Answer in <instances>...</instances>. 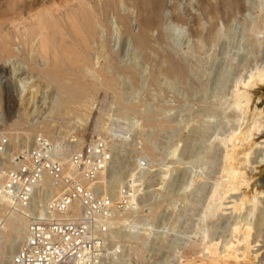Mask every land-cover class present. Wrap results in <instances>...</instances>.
I'll list each match as a JSON object with an SVG mask.
<instances>
[{
    "label": "rangeland",
    "instance_id": "374dc122",
    "mask_svg": "<svg viewBox=\"0 0 264 264\" xmlns=\"http://www.w3.org/2000/svg\"><path fill=\"white\" fill-rule=\"evenodd\" d=\"M48 2L0 0V21ZM120 11L131 31L110 15L88 54V73L63 66L89 88L68 108L56 84L28 69L18 38L0 35V48L11 40L19 54L9 58L0 51L6 131L19 142L61 135L70 147L91 136L110 144L114 164L97 181L118 193L120 185L139 184L131 197L135 216L150 219L151 230L164 225L156 240L141 231L131 241L122 226L140 222L118 218L113 239L126 249L127 264L162 257L166 264H227L215 262L205 244L217 242L222 251L250 224L251 252L264 251V0H165L162 23L148 32L150 46L136 41L142 30L137 10L121 4ZM169 58L184 69L171 72ZM100 70L114 78V89L101 85ZM22 81H28L25 90H35L23 98L16 87ZM135 193H144L141 202ZM10 205L6 210L0 203V219L14 213L29 220L27 210ZM20 244L17 231L8 238L0 233V264H9ZM152 245L164 252H151L148 260Z\"/></svg>",
    "mask_w": 264,
    "mask_h": 264
},
{
    "label": "built area",
    "instance_id": "2783aa9c",
    "mask_svg": "<svg viewBox=\"0 0 264 264\" xmlns=\"http://www.w3.org/2000/svg\"><path fill=\"white\" fill-rule=\"evenodd\" d=\"M113 164L110 144L100 137L84 138L76 147L61 135H38L30 143L22 136L19 142L6 131L0 113V196L27 210L29 217L26 237L9 264H127L126 249L113 239L122 214L140 222L122 226L131 241L142 236L141 231H149L145 235L155 240L163 236L164 225L151 230L150 219L135 216L137 203L131 197L139 184L120 185L118 193L97 181ZM143 194H136L134 201L141 202ZM146 252L149 260L151 252L156 257L164 251L152 245ZM165 261L162 257L158 263L143 264Z\"/></svg>",
    "mask_w": 264,
    "mask_h": 264
},
{
    "label": "bare ground",
    "instance_id": "6f19581e",
    "mask_svg": "<svg viewBox=\"0 0 264 264\" xmlns=\"http://www.w3.org/2000/svg\"><path fill=\"white\" fill-rule=\"evenodd\" d=\"M121 4L129 5L137 10L142 30L136 35V41L140 46H150L151 40L148 32L152 26L162 23L165 0H51V2L42 5L30 4L31 6L13 13L10 17H3L4 19L0 21V35L4 34L5 37L12 40L18 38L19 45H22V55L28 63V69L36 71L49 83L56 84L65 95L62 100L68 108L71 104L86 98L89 88L78 80L71 79L69 77L70 69L63 68V66L68 62L72 67H78L80 72L88 73L87 67L91 65L87 61L88 54L93 49V44L99 41V28H108L110 15H114L128 32L131 31L128 15H123L120 11ZM15 50L14 44L9 40L0 48L1 56L2 54L9 58L18 56L19 54ZM39 58L45 60L44 65L37 63ZM173 58H169V70L171 72L183 70V65ZM95 74L104 77L102 86L109 89L116 87L114 78L105 70L97 71ZM23 82L15 83L19 91L23 88L20 92L22 98L26 93L35 91L33 89L25 90V84L28 81L24 82L25 84ZM98 88L99 85L94 84L91 89L97 90ZM76 118L81 120L82 115H77ZM0 197L1 205L6 210L9 209L12 203H10L9 197ZM131 202L134 203L132 198ZM15 215L17 214L10 213L7 217H1L0 233L4 238H8L17 231L22 243L28 231L29 220H27V216L15 218ZM240 229L243 236L240 235V238L236 236V239L230 238L222 251H219L217 242H207L205 248L208 253L215 262L219 263L264 264V258L259 259L258 262L255 259L258 254L263 256L264 251L259 252L257 249V253H254L253 250V253L251 252L252 225ZM239 245L242 246L239 247Z\"/></svg>",
    "mask_w": 264,
    "mask_h": 264
}]
</instances>
